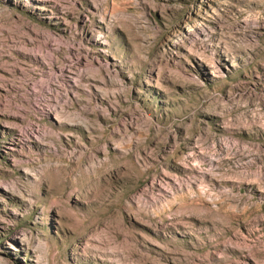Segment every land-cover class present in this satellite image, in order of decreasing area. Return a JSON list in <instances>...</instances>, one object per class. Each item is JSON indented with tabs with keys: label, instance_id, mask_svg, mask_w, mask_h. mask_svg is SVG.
<instances>
[{
	"label": "rangeland",
	"instance_id": "obj_1",
	"mask_svg": "<svg viewBox=\"0 0 264 264\" xmlns=\"http://www.w3.org/2000/svg\"><path fill=\"white\" fill-rule=\"evenodd\" d=\"M0 264H264V0H0Z\"/></svg>",
	"mask_w": 264,
	"mask_h": 264
}]
</instances>
